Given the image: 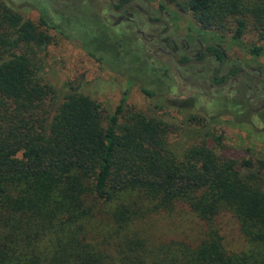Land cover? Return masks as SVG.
I'll list each match as a JSON object with an SVG mask.
<instances>
[{"label": "trees", "instance_id": "obj_1", "mask_svg": "<svg viewBox=\"0 0 264 264\" xmlns=\"http://www.w3.org/2000/svg\"><path fill=\"white\" fill-rule=\"evenodd\" d=\"M166 2L192 14L198 27L190 30L213 43L207 49L219 64L233 44L264 55V0ZM23 8L0 0V264H264V160L225 153L226 122L197 110L194 98L170 101V76L148 62L151 81L139 86L146 110L127 106L130 82L113 110L72 81L53 83L48 29L68 35L45 7L37 21ZM85 19L65 24L89 29L92 45L81 39L92 58L146 61L142 48L121 49ZM186 80L190 90L215 94L208 78ZM181 205L205 224L202 236L152 238L150 217ZM222 213L236 219L243 249L225 246Z\"/></svg>", "mask_w": 264, "mask_h": 264}, {"label": "rangeland", "instance_id": "obj_2", "mask_svg": "<svg viewBox=\"0 0 264 264\" xmlns=\"http://www.w3.org/2000/svg\"><path fill=\"white\" fill-rule=\"evenodd\" d=\"M6 1L15 6H23L22 10L34 21L38 20L41 7H45L53 21L64 28L68 37L54 29H48L54 41L45 53L46 76L53 83L60 85L65 81H72L84 93L101 101L108 110H113L130 82L127 106L146 110L151 105L140 92L139 86L147 85L151 81L152 77L145 76L148 73V62L155 75L161 78L170 76L172 87L167 95L170 101L194 98L197 101V110L208 115H218L226 122L223 124L225 153L238 160H264V55L253 57L245 48L231 45L226 51L221 74L230 67H238L246 74L231 79L224 88L214 87L215 94L205 96L190 90L186 79L195 76L205 84L204 80L219 63L212 56L201 69L198 64L179 66L176 63L168 43L175 46L179 56L191 58L201 50L206 41H201L197 32L190 30V27H198L192 14L179 10L166 0H130L120 19L119 13L113 11L109 0ZM163 3L168 10L161 9L160 5ZM86 15L87 24L102 34H107L113 41H118L121 49L139 51L142 48L146 61L137 54L128 55L127 63L119 65L100 63L92 58L81 39L82 36L85 40L89 39V29L84 28L85 24L81 22L70 26L65 24L68 18L84 19ZM155 20L160 21L154 22ZM158 34L167 42L158 39ZM254 40L255 37L251 34L244 36V41L248 44ZM86 44L92 45V39L87 40ZM106 51L111 61L117 59L109 49L104 52ZM170 112L176 118L180 117L175 109L171 108ZM216 222L229 250L239 251L245 247L238 223L230 213H222ZM146 225L154 239L181 238L197 241L205 230V224L182 205L172 215L151 216Z\"/></svg>", "mask_w": 264, "mask_h": 264}, {"label": "flooded vegetation", "instance_id": "obj_3", "mask_svg": "<svg viewBox=\"0 0 264 264\" xmlns=\"http://www.w3.org/2000/svg\"><path fill=\"white\" fill-rule=\"evenodd\" d=\"M129 1L130 0H118V1L109 0L113 11L119 13V19L121 17H123L122 12L125 11V7H126V5H127V3ZM159 21L160 20H155L154 22H159ZM168 29H169V24H167V26H166V30H168ZM157 38L160 39L161 41H165V40H163V39L160 38V35L159 34L157 35ZM165 42H167V41H165ZM209 44H213V43H206L205 42L202 45L201 50L197 54H195L194 57L187 58L185 55L179 56L177 54V51H176L175 46L173 44H171V43H168V45L170 47V50H171L172 54L174 55V57H175V54H177L178 57H179V60L178 61L175 58L176 63L179 66H182L181 64H184V63H186L185 66H188L190 64H198L200 66V69L205 65L206 60L211 57L210 52L207 49V45H209ZM181 57H186L187 58V61L186 62H180V58ZM198 58H201V59L198 60ZM225 58H226V56L223 57V59H222L221 63L219 64V66L215 67V69H213V71L208 75V81H209V83L212 84L216 88H224L225 86H227L229 84V82L231 81V79L237 77L238 75L246 74V72L244 70H239L236 75L233 74L230 71L233 67H230L224 74H221V71H222L223 66H224V63H225ZM191 60H193V61L191 63H188ZM212 77H216L218 80L221 79V78H223V81L220 82V83H218ZM263 82H264V80H263Z\"/></svg>", "mask_w": 264, "mask_h": 264}, {"label": "water", "instance_id": "obj_4", "mask_svg": "<svg viewBox=\"0 0 264 264\" xmlns=\"http://www.w3.org/2000/svg\"><path fill=\"white\" fill-rule=\"evenodd\" d=\"M175 58H176V60L178 61L179 60V57H178V55L177 54H175ZM193 60H191V61H189L188 63H191ZM182 66H185L186 65V63H184V64H181ZM240 74V73H239Z\"/></svg>", "mask_w": 264, "mask_h": 264}]
</instances>
